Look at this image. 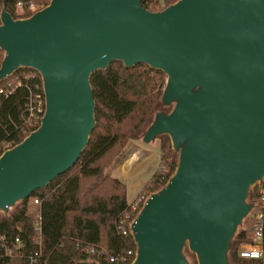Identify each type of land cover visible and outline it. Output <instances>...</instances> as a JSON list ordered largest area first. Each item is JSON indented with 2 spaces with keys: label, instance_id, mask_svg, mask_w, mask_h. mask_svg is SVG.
Segmentation results:
<instances>
[{
  "label": "water",
  "instance_id": "1",
  "mask_svg": "<svg viewBox=\"0 0 264 264\" xmlns=\"http://www.w3.org/2000/svg\"><path fill=\"white\" fill-rule=\"evenodd\" d=\"M0 81L21 68L43 79L40 128L0 157V211L71 170L96 127L92 74L121 61L167 75L143 137L178 152L169 183L134 225L133 264H229L238 228L264 179V0H179L158 12L141 0H51L31 18L0 17ZM80 264H97L82 262Z\"/></svg>",
  "mask_w": 264,
  "mask_h": 264
},
{
  "label": "trees",
  "instance_id": "2",
  "mask_svg": "<svg viewBox=\"0 0 264 264\" xmlns=\"http://www.w3.org/2000/svg\"><path fill=\"white\" fill-rule=\"evenodd\" d=\"M178 1L165 0L166 7ZM50 3V0H0V17L5 10L15 20L29 19L33 16L31 5L46 8ZM4 58L5 52L0 49V69ZM166 81L167 75L160 70L145 64L127 68L121 61L92 74L96 127L89 144L71 170L46 189L21 201L12 214L0 215V264H31V258L37 260L36 264H80L90 260L105 264L103 258L92 256L87 250L102 248L109 254L136 250L134 238L119 230L125 213L131 209L126 185L105 176L104 171L129 141L144 137L157 114L172 111L162 102ZM37 96L45 99L42 76L34 69L21 68L0 81V157L5 153V144L15 148L40 128L42 116L38 126L27 128L31 114L36 113V110L31 113V109L36 106ZM158 138L162 141L161 161L165 170L155 174L143 190L154 194L169 183L179 157L169 136ZM35 198L40 201L36 218L29 211V201ZM249 198L248 202L255 205L254 191L250 190ZM38 216L42 218L41 248L34 242ZM245 224L232 240L229 264H259L239 256V251L250 242L252 232ZM16 239L21 242L20 249ZM6 248L11 255H6Z\"/></svg>",
  "mask_w": 264,
  "mask_h": 264
},
{
  "label": "built area",
  "instance_id": "3",
  "mask_svg": "<svg viewBox=\"0 0 264 264\" xmlns=\"http://www.w3.org/2000/svg\"><path fill=\"white\" fill-rule=\"evenodd\" d=\"M143 6L151 12H158L166 9L165 0H141ZM22 6L19 4V10ZM30 10L33 13H37L34 5L30 6ZM36 106L31 109V113L36 110V113L31 114V120L27 124L28 129L35 128L40 123V117L45 116L46 113V98L43 100L42 96H37ZM12 144H5L4 150H12ZM164 168V166L162 167ZM257 197V202L253 205L251 213L245 220L251 227L250 242L247 246L243 247L239 251V256L243 260L256 261L259 264H264V179L252 189ZM34 205L40 206V201L38 198L33 200ZM146 203L144 196L142 195L135 202L131 204L130 211L125 213L123 220L119 226V230L124 235H131L134 238V232L132 230L133 225L137 217L141 214V211ZM35 237L34 242L41 248L43 244V230H42V218L37 217L35 224ZM18 249H20V240L16 239ZM136 245V243H135ZM41 252V251H40ZM6 255H11L9 248L5 249ZM87 253L96 256L97 258H103L105 264H133L137 256V245L135 251L120 252L118 254H109L106 250L100 248H90ZM31 264H36L37 260L35 258L30 259Z\"/></svg>",
  "mask_w": 264,
  "mask_h": 264
},
{
  "label": "rangeland",
  "instance_id": "4",
  "mask_svg": "<svg viewBox=\"0 0 264 264\" xmlns=\"http://www.w3.org/2000/svg\"><path fill=\"white\" fill-rule=\"evenodd\" d=\"M35 8H36L37 12L45 9L44 5H41V4L38 5V6H35ZM19 11H20V13H22V10H19ZM175 104L176 103L173 102L170 106L167 107V109L168 110H173V108L175 107ZM129 142H131V141H129ZM129 142L127 143V145L129 144ZM138 142L140 144L144 145L143 138H139ZM161 144H162L161 139L157 138L155 141H153L150 144H147L145 146L151 148L154 152L155 151L159 152V156L162 157ZM127 145L123 148V150L120 153H118V155H116L111 161H109V163L107 164V166L105 168V171H104V175L105 176L113 178V176H114L113 175V170L117 167L115 163H118L119 162V158L120 157L123 158V156L126 154L125 150H126ZM144 158L146 159V157L143 156V154H142L140 156V158L133 163V165H132L133 174L129 178L125 179L124 180L125 182H123L126 185V188H127V200H128L129 204H132L133 202H135L142 195L144 196V198H145V200L147 202L148 199L154 193H151V191H149V190L143 191L144 187L152 180V178H153V176L155 174H159V172H163L165 170V166L162 164V161H160L158 163L154 161L152 163H148L147 166H144L143 163H142L144 161ZM163 166H164V168H162ZM155 193H157V192H155ZM33 200L34 199H31L29 201V211L36 218V214L38 212L37 210L39 209L38 208L39 206L34 205ZM248 201L250 202L251 198H249ZM19 204H20V202L18 204H16L13 208H11L8 212L0 211V215L12 214L13 212H15L18 209ZM244 224H245V220L242 223V225L238 228L237 232H240V231H242L244 229ZM247 225L249 226L248 223H247ZM183 255L185 256L188 264H198V260H197L196 255L193 254L190 251L188 245H186L184 247ZM88 262H94V261L90 260Z\"/></svg>",
  "mask_w": 264,
  "mask_h": 264
},
{
  "label": "crops",
  "instance_id": "5",
  "mask_svg": "<svg viewBox=\"0 0 264 264\" xmlns=\"http://www.w3.org/2000/svg\"><path fill=\"white\" fill-rule=\"evenodd\" d=\"M145 145L147 144H140L138 140L129 142L125 150L126 154L123 156V158H119L118 163H115L117 167H114L115 169L113 170V178L125 182L124 180L133 174V163L137 161L142 154L146 157V159L144 158V161L142 162L144 166H147L148 163H152L154 161L157 163L161 161L159 152H154L151 148Z\"/></svg>",
  "mask_w": 264,
  "mask_h": 264
}]
</instances>
